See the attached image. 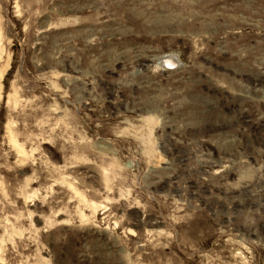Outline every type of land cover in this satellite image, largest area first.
I'll use <instances>...</instances> for the list:
<instances>
[{"label": "rangeland", "instance_id": "rangeland-1", "mask_svg": "<svg viewBox=\"0 0 264 264\" xmlns=\"http://www.w3.org/2000/svg\"><path fill=\"white\" fill-rule=\"evenodd\" d=\"M0 264H264V0H0Z\"/></svg>", "mask_w": 264, "mask_h": 264}, {"label": "bare ground", "instance_id": "bare-ground-1", "mask_svg": "<svg viewBox=\"0 0 264 264\" xmlns=\"http://www.w3.org/2000/svg\"><path fill=\"white\" fill-rule=\"evenodd\" d=\"M161 63L163 64V66L166 68V69H170V66H172L174 64V61L170 58H167V59H163L161 61Z\"/></svg>", "mask_w": 264, "mask_h": 264}]
</instances>
